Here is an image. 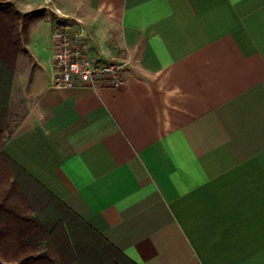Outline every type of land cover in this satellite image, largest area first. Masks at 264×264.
<instances>
[{
	"label": "crops",
	"instance_id": "obj_1",
	"mask_svg": "<svg viewBox=\"0 0 264 264\" xmlns=\"http://www.w3.org/2000/svg\"><path fill=\"white\" fill-rule=\"evenodd\" d=\"M16 7L47 18L5 153L137 264H264V0ZM52 18L121 56L126 84L53 87Z\"/></svg>",
	"mask_w": 264,
	"mask_h": 264
},
{
	"label": "trees",
	"instance_id": "obj_2",
	"mask_svg": "<svg viewBox=\"0 0 264 264\" xmlns=\"http://www.w3.org/2000/svg\"><path fill=\"white\" fill-rule=\"evenodd\" d=\"M46 18L45 9L24 13L13 2L0 0V91H9L31 25ZM2 112L3 105L1 117ZM6 138L0 126V264H94L97 253L102 264L117 257L122 264H137L21 169L4 151ZM25 180L53 205V213L37 210Z\"/></svg>",
	"mask_w": 264,
	"mask_h": 264
},
{
	"label": "built area",
	"instance_id": "obj_3",
	"mask_svg": "<svg viewBox=\"0 0 264 264\" xmlns=\"http://www.w3.org/2000/svg\"><path fill=\"white\" fill-rule=\"evenodd\" d=\"M76 22L80 23L79 20ZM52 42L53 87L67 88L78 84L92 89H120L126 84L127 63L92 57L83 29L71 19L53 22Z\"/></svg>",
	"mask_w": 264,
	"mask_h": 264
},
{
	"label": "rangeland",
	"instance_id": "obj_4",
	"mask_svg": "<svg viewBox=\"0 0 264 264\" xmlns=\"http://www.w3.org/2000/svg\"><path fill=\"white\" fill-rule=\"evenodd\" d=\"M13 2L15 5L20 2L21 0H4ZM20 6H22V2L20 3ZM52 17V16H51ZM54 19V18H52ZM57 20V19H56ZM55 19L53 21H56ZM68 20V19H63ZM61 21V20H57ZM61 21V22H62ZM24 58V61L19 62V58ZM17 61V67L16 72L13 77L12 84L9 88V91L4 93L0 91V106H4L5 108V114L2 112V117L0 116V126L3 128L6 134H9L12 129V123L15 120H19L25 117V114L27 113L28 107L30 105V88L25 85V79H27V68L31 67V60H29L27 51L20 54ZM107 59H117L124 61L121 56L119 55H112L107 57ZM20 63V65H19ZM3 108V107H2ZM28 184L25 188V191L37 210H40L41 212L45 214L53 213L54 208H51L53 205H49L46 199H41L39 197V193L37 192L35 186L27 180H25ZM36 190V191H35ZM63 241V238H62ZM64 243V242H63ZM61 250H64L62 246H60ZM98 255V253H97ZM97 255H93L94 264H102V261L98 258ZM120 258L117 257L113 263L110 264H122L120 262Z\"/></svg>",
	"mask_w": 264,
	"mask_h": 264
}]
</instances>
